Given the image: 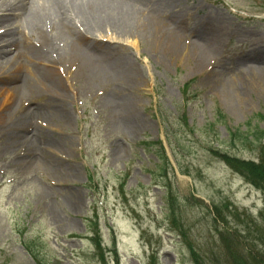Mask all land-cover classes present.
<instances>
[{"label":"rangeland","instance_id":"rangeland-1","mask_svg":"<svg viewBox=\"0 0 264 264\" xmlns=\"http://www.w3.org/2000/svg\"><path fill=\"white\" fill-rule=\"evenodd\" d=\"M132 5L143 25L94 42L115 66L78 43L54 96L24 57L0 72V264H257L264 194L245 172L264 176V0ZM9 18L0 32L24 22Z\"/></svg>","mask_w":264,"mask_h":264},{"label":"bare ground","instance_id":"bare-ground-1","mask_svg":"<svg viewBox=\"0 0 264 264\" xmlns=\"http://www.w3.org/2000/svg\"><path fill=\"white\" fill-rule=\"evenodd\" d=\"M143 1L147 4V7H153L150 5V0H0L1 24L7 22L10 19L9 17L14 19L24 18V22L19 24V29L13 27L17 23L15 21L11 25H7L9 27L8 30L0 32V72H4L5 67L13 60L18 62L22 59L21 57H24L28 63L22 61L18 63H23L28 70L31 69V75L38 76L42 80L43 86L49 90H54L52 94H49L54 96L56 89L55 80L52 77L56 74L55 71L60 70L67 59L75 60L76 58L79 59V57H87L84 51L78 48V43H80L79 47L82 45L87 46L93 52L91 55L95 58L94 61L88 57L86 58L91 61L90 67H94L95 63L102 61L107 69L109 65L115 66L108 60L110 59L108 56L110 52L107 53L108 57H105L106 55H102V47L99 49L94 42L98 36L106 37L111 33L129 35L137 24L143 25L144 22L141 20H135L136 15H142L140 9L137 10L132 5L133 3H143ZM147 7L145 10L153 11ZM165 8L168 9L166 11L163 10L166 18L171 22L178 23L179 14L168 5ZM74 15L80 23L79 26L74 23ZM146 15L149 18L152 14L149 12ZM22 23L23 25H21ZM21 26H23L24 30L21 29ZM195 29L194 34L199 37H197L199 40H207L206 33H209L208 31L203 33L198 31L197 28ZM25 31H27V34H25ZM90 36L93 42L89 40ZM120 61L126 68H130L127 60L121 59L117 63ZM214 72L216 71H211L208 74L210 81L220 82L222 74L214 77ZM35 77L33 78L35 79ZM24 79V77H21L23 81L21 89L26 88L28 84L27 82L25 83ZM21 80L20 83L22 82ZM129 80L131 82L133 79L129 78ZM235 83L238 82L235 81ZM255 83L254 78L250 79L246 88L255 86ZM214 88L218 89L217 86ZM241 92L236 93L237 99L240 95L242 97L243 91ZM39 94L44 93L41 92ZM36 97L37 95L32 97L31 100ZM119 104L118 102L117 105L119 106ZM47 108L55 114L65 115L66 112L62 108H53L51 104L47 105ZM17 113L19 114L18 116H21L18 117L17 124L24 126V124L30 123L32 125L33 112L29 114L27 110L23 115H20L19 112ZM27 143H31V141L27 140Z\"/></svg>","mask_w":264,"mask_h":264},{"label":"trees","instance_id":"trees-1","mask_svg":"<svg viewBox=\"0 0 264 264\" xmlns=\"http://www.w3.org/2000/svg\"><path fill=\"white\" fill-rule=\"evenodd\" d=\"M263 117H264V115H263ZM237 134V133H236ZM253 135H249V136H245L244 138H246V139H249L250 137H252ZM258 139L260 140V141H264V131H262V132H259L258 133ZM164 159H166L167 160V158L165 157ZM261 163L264 165V158H261ZM245 175H246V178L247 179H249L254 185H257L258 186V188L259 189H262V191H263V194H264V176H262L261 174H259V173H256V171L255 172H245ZM263 213L264 212H262V215H263ZM227 235H226V237H225V240L226 241H228V240H230L231 239V236L233 235V234H230V233H226ZM249 253V254H248ZM260 253H262V255L260 254ZM247 254L248 255H250L249 256V260H251V257H255V256H257L258 254H259V260L258 261H256L257 262V264H264V247H263V249L260 251V250H258V252H257V255H255V254H253L251 251H247ZM253 254V255H252ZM262 256V257H261ZM261 257V258H260ZM247 261V260H246Z\"/></svg>","mask_w":264,"mask_h":264}]
</instances>
